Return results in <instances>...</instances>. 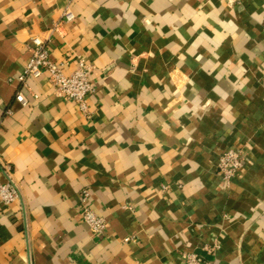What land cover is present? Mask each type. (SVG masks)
I'll use <instances>...</instances> for the list:
<instances>
[{
    "label": "crops",
    "instance_id": "obj_1",
    "mask_svg": "<svg viewBox=\"0 0 264 264\" xmlns=\"http://www.w3.org/2000/svg\"><path fill=\"white\" fill-rule=\"evenodd\" d=\"M33 37L65 74L92 65L85 111L46 73L19 82ZM7 176L0 264H264V0H0Z\"/></svg>",
    "mask_w": 264,
    "mask_h": 264
},
{
    "label": "built area",
    "instance_id": "obj_2",
    "mask_svg": "<svg viewBox=\"0 0 264 264\" xmlns=\"http://www.w3.org/2000/svg\"><path fill=\"white\" fill-rule=\"evenodd\" d=\"M73 19V14L67 9L63 12V20L69 22ZM59 24H56L57 27ZM32 47L28 60L22 71L18 75L19 82L24 83L27 78H34L41 73H46L55 94L59 97L73 101L80 110L85 111L87 97L92 91V83L89 78L92 65L84 58L78 57L75 69L65 74L62 63H57L51 59L45 46V42L38 37L31 39ZM18 102L25 103L24 94L19 90L14 95ZM218 170L221 178L229 183L235 173L239 170L242 158L240 151L229 149L219 156ZM89 192L83 190L80 197L79 214L81 220L88 226L92 236L99 237L104 233L105 220L97 215L88 203ZM20 200V193L12 179L7 176V181L0 184V206H7L12 202ZM186 264H211L190 252L186 255Z\"/></svg>",
    "mask_w": 264,
    "mask_h": 264
}]
</instances>
